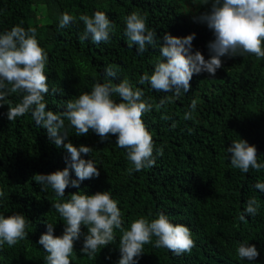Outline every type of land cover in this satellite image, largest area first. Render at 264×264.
I'll use <instances>...</instances> for the list:
<instances>
[{
	"label": "trees",
	"instance_id": "obj_1",
	"mask_svg": "<svg viewBox=\"0 0 264 264\" xmlns=\"http://www.w3.org/2000/svg\"><path fill=\"white\" fill-rule=\"evenodd\" d=\"M211 8V0H0V34L17 25L26 30L34 27L39 46L47 53L46 111H65L67 100L90 93L96 83L118 85L126 79L133 88L143 90V100L153 105L142 118L153 137L156 161L153 167L129 173L132 165L127 150L116 145V136L101 142L90 130L78 137L65 120L69 136L65 143L92 148L90 156L82 154L81 158L91 159L100 176L84 180L79 188L69 186L64 197H57L50 186L42 191L32 177L64 170L70 154L55 146L31 113L10 122L5 104L0 107V190L5 192L0 198V215L8 216L13 211L9 206L18 207L22 211L17 212L28 220L29 237L36 241L37 235L47 233V223H63L52 203L68 202L72 194L110 191L121 210L124 229L136 219L151 221L163 213L170 222L183 224L192 233L195 247L190 254L177 256L166 248H156L153 236L137 258L138 264H251L239 258L237 249L240 243H264V192L255 188L258 182L264 183V169L243 173L234 168L227 148L233 141L246 140L257 148L258 162L264 164V59L251 54L222 57L223 66L215 76L194 74L189 92L157 108L161 98L172 94L156 92L147 83L139 84V79L145 73L151 75L155 64L163 59L160 45H146L141 55L136 45L128 47L124 35V18L139 12L161 44L166 33L180 38L195 33L193 52L200 51L207 60L208 44L215 37L199 17L210 13ZM96 11L106 13L116 25L107 43L95 44L90 37L81 40L85 26L79 16H92ZM65 12L76 21L60 29L59 19ZM109 65L118 67L117 77L106 76ZM7 99L15 106L21 96L11 94ZM112 99L121 102L116 95ZM193 99L197 100L193 119L185 120ZM161 147L162 156L157 154ZM70 178L77 179L74 170H70ZM253 197L259 205L255 216L245 212L247 201ZM241 214L250 216L251 222L241 221ZM63 233L57 228L53 234L59 237ZM81 233L84 239L86 226L82 225ZM118 234L121 231L114 229L115 237L121 238ZM80 241L75 242L72 264H118V240L102 246L93 257L81 253L77 248ZM9 249L0 252L4 254L3 264H16ZM47 255L39 264H47ZM252 264H264V244Z\"/></svg>",
	"mask_w": 264,
	"mask_h": 264
},
{
	"label": "clouds",
	"instance_id": "obj_2",
	"mask_svg": "<svg viewBox=\"0 0 264 264\" xmlns=\"http://www.w3.org/2000/svg\"><path fill=\"white\" fill-rule=\"evenodd\" d=\"M211 2L210 13L199 17L200 22L206 23L215 37L208 44L210 59L207 60L200 51L193 52L195 33L183 38L166 33L161 44L160 39L157 40V33L147 27L145 16L133 12L124 18V35L128 47L136 45L137 53L142 55L147 50L146 45L154 48L157 43L160 45L163 59L155 64L151 75L145 73L139 79V84L147 83L156 92L172 94L161 98L157 108L165 107L182 92H189L194 74L207 72L215 76L223 66L222 57L251 54L264 59V0ZM78 19L85 26L82 41L90 37L95 44L107 43L110 34L116 29L107 14L101 11H96L92 16L80 15ZM75 21L76 17L65 12L58 26L64 29ZM36 35V28L29 27L26 30L19 25L0 34V107L5 104L9 106L7 118L10 122L31 113L37 126L47 130L48 138L55 146L63 147L70 154V162L62 171L36 174L32 180L41 186L42 191L50 186L56 196L62 198L69 186L79 188L84 180L100 176L98 167L91 159L81 158L82 154L90 156L92 148L65 143L69 137L65 120L75 129L78 137L86 136L90 130L101 138V142L107 141L110 135L116 136V145L127 150V159L132 165L128 169L129 173L153 167L156 163L153 159V137L142 118L145 113L152 111L153 105L143 100V90L133 88L126 79L118 85L111 82L96 83L90 93L67 100L65 111H46L45 95L49 93V85L45 67L48 56L39 46ZM118 70L117 66L109 65L105 70L106 76L117 77ZM11 94L21 96L15 106L7 99ZM113 95L118 96L121 102L114 101ZM196 108L197 100L193 99L190 111L185 112L183 119H193L192 114ZM163 118L169 119L167 116ZM227 151L231 155V165L243 173H248L250 169L257 172L264 169V164L258 162L257 148L249 145L246 140L233 141ZM157 154L163 155L162 147ZM70 170H74L77 179L70 178ZM255 188L264 192V183L258 182ZM4 196L5 192L0 190V198ZM52 205L62 217L63 223L61 226L47 223V233L41 237L37 235L36 241L29 237L26 231L28 220L21 212H17L22 211L18 207L9 206L8 209L13 211H9L8 216L0 215V247L10 248L12 261L15 259L16 264H39L45 260V253L48 254L47 264H72L70 257L79 239L81 241L77 248L89 257L95 256L102 246L106 247L118 240V264H138L137 258L144 254V245L152 243L153 236L156 237L154 247L166 248L177 256L190 254L195 247L190 229L183 224H173L163 213L151 221L143 217L136 219L131 222L129 229H124L121 210L110 191L94 195L72 194L68 202ZM258 207L253 197L247 201L245 212L255 216ZM239 219L251 222L250 216L244 214ZM82 225L88 230L84 239L80 238ZM61 227H65L64 231ZM57 228L64 232L62 236H54ZM114 229L121 231L122 234H118L121 238L115 237ZM257 243L251 246L240 243L237 249L239 258L247 259L252 264L264 244ZM3 258L4 254H0V264H3Z\"/></svg>",
	"mask_w": 264,
	"mask_h": 264
}]
</instances>
